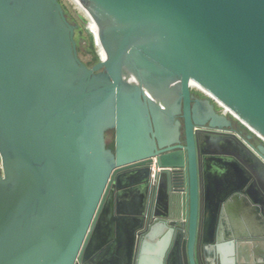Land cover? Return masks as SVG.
<instances>
[{
  "label": "water",
  "instance_id": "obj_1",
  "mask_svg": "<svg viewBox=\"0 0 264 264\" xmlns=\"http://www.w3.org/2000/svg\"><path fill=\"white\" fill-rule=\"evenodd\" d=\"M80 1L91 67L0 0V264H264V143L191 87L264 142V0Z\"/></svg>",
  "mask_w": 264,
  "mask_h": 264
},
{
  "label": "rangeland",
  "instance_id": "obj_2",
  "mask_svg": "<svg viewBox=\"0 0 264 264\" xmlns=\"http://www.w3.org/2000/svg\"><path fill=\"white\" fill-rule=\"evenodd\" d=\"M59 1L62 4L67 19L71 22H74L77 26V31L75 33V40L77 42V48H78L77 53L79 54L80 59L87 66L91 67L92 65H94L99 61L101 56L100 43L98 41L96 34L97 26L94 24L93 25L87 24V20L89 19V21L91 22V19L84 14L83 10L80 9L79 6L73 0H59ZM192 90L197 96L200 95L202 98H209L211 99V101H213L212 98L206 95L199 88L192 87ZM213 103H215V101H213ZM216 107L218 111L222 112L220 110L221 108L218 105ZM247 129L249 134H251L252 136L255 135V133H253L249 128ZM262 143L264 142L262 141Z\"/></svg>",
  "mask_w": 264,
  "mask_h": 264
},
{
  "label": "bare ground",
  "instance_id": "obj_3",
  "mask_svg": "<svg viewBox=\"0 0 264 264\" xmlns=\"http://www.w3.org/2000/svg\"><path fill=\"white\" fill-rule=\"evenodd\" d=\"M73 1L79 6L80 9L83 10L84 14H85L86 16H88V17L91 19V22L89 21V19H88V20L86 19V20H87V24H88V25H89V24H92V25L94 24V25L97 26L96 34H97L98 41H99V43H100V53H101L100 58H101V59H105V58H106V53L104 52V49L102 48V45H101V42H100V38L98 37V25H97V23H96L95 20L89 15V13L86 11L85 7L83 6V4L81 3L80 0H73ZM191 87L199 88L200 90L204 91L205 93H207V94L209 95V93H208L206 90H204L200 85H198V84L195 83V82H191ZM226 108H227V107H226ZM227 109H229V108H227ZM236 117H237V116H236Z\"/></svg>",
  "mask_w": 264,
  "mask_h": 264
},
{
  "label": "flooded vegetation",
  "instance_id": "obj_4",
  "mask_svg": "<svg viewBox=\"0 0 264 264\" xmlns=\"http://www.w3.org/2000/svg\"><path fill=\"white\" fill-rule=\"evenodd\" d=\"M71 22V21H70ZM73 25H75L76 26V24L74 23V22H71ZM76 31H77V29H76ZM76 31H75V33H76ZM81 33V32H80ZM199 97H201L200 95H199ZM202 98V97H201ZM215 106H217V104L215 103ZM217 108V107H216ZM221 110V109H220ZM227 116H229L231 119H232V128L234 129V130H237L238 132H240L244 137L245 136H247L248 134L247 133H245L241 128H239V126H238V124L235 122V118L234 117H232V116H230V115H227ZM107 134V141H108V145L109 146H112V140H111V138L110 137H112V135H113V131H108V132H106ZM251 142L254 144V145H258L257 143H255V140H254V138H253V136H252V138H251ZM256 198V197H255ZM256 199H258L259 200V197H257ZM162 200H163V198H160V201H159V205H162L160 202H162Z\"/></svg>",
  "mask_w": 264,
  "mask_h": 264
},
{
  "label": "built area",
  "instance_id": "obj_5",
  "mask_svg": "<svg viewBox=\"0 0 264 264\" xmlns=\"http://www.w3.org/2000/svg\"><path fill=\"white\" fill-rule=\"evenodd\" d=\"M205 94L208 95L207 93H205ZM209 97H211V96H209ZM213 101H215V103L221 108V111L224 114L230 115V116H232V117H234L236 119V117L233 115V113L229 109H227L224 105H222L219 101L215 100L214 98H213ZM255 135L258 136L257 134H255ZM258 138H260V140L262 139L260 136H258ZM1 167H2V164H1V159H0V169H1Z\"/></svg>",
  "mask_w": 264,
  "mask_h": 264
},
{
  "label": "trees",
  "instance_id": "obj_6",
  "mask_svg": "<svg viewBox=\"0 0 264 264\" xmlns=\"http://www.w3.org/2000/svg\"><path fill=\"white\" fill-rule=\"evenodd\" d=\"M234 120L238 124L239 128H241L245 133L249 134L248 131H247L248 129L246 127H244V125L242 123H240L237 119H234ZM253 138L255 140V143H257V144L262 143V141L259 140V138L256 137L255 135H253Z\"/></svg>",
  "mask_w": 264,
  "mask_h": 264
},
{
  "label": "crops",
  "instance_id": "obj_7",
  "mask_svg": "<svg viewBox=\"0 0 264 264\" xmlns=\"http://www.w3.org/2000/svg\"><path fill=\"white\" fill-rule=\"evenodd\" d=\"M111 138V140L113 139V135H112V137H110ZM247 226V225H246ZM245 226V229L247 228ZM249 226H251V228H253V229H251V230H253L255 233H258L259 232V228L256 226V225H254L253 223H250V225H248V227Z\"/></svg>",
  "mask_w": 264,
  "mask_h": 264
}]
</instances>
